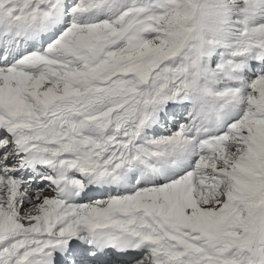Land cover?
Returning a JSON list of instances; mask_svg holds the SVG:
<instances>
[{"label": "snow or ice", "instance_id": "obj_1", "mask_svg": "<svg viewBox=\"0 0 264 264\" xmlns=\"http://www.w3.org/2000/svg\"><path fill=\"white\" fill-rule=\"evenodd\" d=\"M0 264H264V0H0Z\"/></svg>", "mask_w": 264, "mask_h": 264}]
</instances>
